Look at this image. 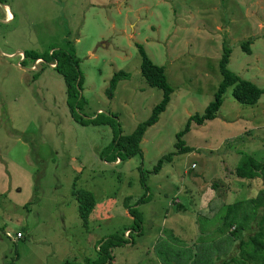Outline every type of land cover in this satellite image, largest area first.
<instances>
[{
  "label": "rangeland",
  "instance_id": "obj_1",
  "mask_svg": "<svg viewBox=\"0 0 264 264\" xmlns=\"http://www.w3.org/2000/svg\"><path fill=\"white\" fill-rule=\"evenodd\" d=\"M138 45L165 68L171 102L147 128L142 155L105 162L115 128L131 135L164 96L143 78ZM224 49L228 70L264 90V0H0V264H166L176 261L159 253L173 257L190 234L193 253L212 251L206 237L218 235L226 204L259 193L261 179L236 168L246 156L264 164V94L241 105L230 88L216 118L187 127L215 99ZM57 50L79 60L76 112L97 123L73 118L48 56ZM30 52L42 59L23 62ZM118 72L129 78L110 98ZM213 182L233 192L210 189L215 203L204 207L200 194L211 193L199 189ZM75 191L94 196L86 221ZM132 208L142 232L123 237L138 221Z\"/></svg>",
  "mask_w": 264,
  "mask_h": 264
},
{
  "label": "trees",
  "instance_id": "obj_2",
  "mask_svg": "<svg viewBox=\"0 0 264 264\" xmlns=\"http://www.w3.org/2000/svg\"><path fill=\"white\" fill-rule=\"evenodd\" d=\"M138 47L142 58L141 73L143 78L151 87L162 90L164 96L160 104L154 108L151 119L141 123L131 135L122 136L120 129L115 128L113 140L99 154V157L105 162L115 163L119 161V164H121L124 161L142 155L141 143L147 128L151 127L159 120L160 116L166 111L171 102L173 89L168 83L165 68L155 65L142 45H138ZM243 49L250 54V42L244 44ZM230 54L231 51L229 49H224V53L219 62V72L222 76V81L217 88L214 101L207 107L203 116H192L188 121L187 127L191 126L192 121L196 124H204L205 121L216 118V113L223 103V95L226 94L227 90L230 88L233 89V97L239 104L254 106L259 103L264 94V90L251 82L240 79L228 70L227 66L229 64ZM48 56L53 61L51 65H56L55 69L64 78L67 89V103L73 118L82 124L97 123L95 120L84 119L76 112L77 106L84 101V98L81 96L84 87V77L79 67V60L64 50L51 51ZM26 58H30L35 62L42 59L40 54L33 52L24 54L23 62ZM128 78L129 75L125 72L114 74L109 82L107 95L112 98L117 84ZM180 144L178 145L180 153L191 152L192 149L190 148L184 151ZM158 168L159 170L161 169L160 164ZM234 174L240 179H247L250 181L261 179L264 184V164L253 157H244ZM142 184L143 187L147 189L144 174L142 175ZM74 194L80 203V216L86 221L94 206V196L85 191H75ZM147 198L148 194L141 196L136 204L139 205L140 202ZM226 211L228 212V216L224 217L222 227L229 230L235 229L232 235L243 232L247 227H252V225H254L256 230L247 241L242 243L241 255L239 257H232L220 264H264V187L259 191L256 198L229 204L226 206ZM129 213H131L132 216L138 217V221L132 224V227L126 231L133 229L134 232L141 234V213L138 212L137 208L129 209ZM129 234L132 236L133 233L131 232ZM122 236L124 237V234ZM110 241L113 242V239L111 238ZM124 241L128 243L126 240ZM122 243L125 245L124 242Z\"/></svg>",
  "mask_w": 264,
  "mask_h": 264
},
{
  "label": "crops",
  "instance_id": "obj_3",
  "mask_svg": "<svg viewBox=\"0 0 264 264\" xmlns=\"http://www.w3.org/2000/svg\"><path fill=\"white\" fill-rule=\"evenodd\" d=\"M8 8L9 7L6 6V9H8ZM8 12L10 13L9 16L11 17V12L9 10H8ZM222 185L223 184H221V183L213 182V184H211V188L208 189L209 185L206 184L205 186L200 187L199 192L204 193L205 190L210 191V189H214L218 193V198H220L219 196L226 197L227 195H230L233 192L231 188L226 189V192H221L222 190H224ZM249 186H248L249 188L248 187H246V188L253 189L254 185L251 184ZM263 187H264V184L261 180L260 184H258L259 191L262 190ZM233 190H235V189L233 188ZM210 193L211 194H209V193H205L204 195L200 194V199H203L204 207H207L208 204H211L212 201H213V203H215V201L213 200L214 196H213L212 190L210 191ZM257 195H253L254 196L253 198H256L255 196H257ZM228 198H229V196H228ZM253 198H250V199H253ZM246 200H249V199H246ZM177 201H179V200H177ZM230 204H233V203H230ZM227 205H229V204H226V206ZM206 210H208V213L212 211L211 209H206ZM227 216H228V212H227L226 217ZM220 230H222V231H218L217 236L211 235V237H208V236L206 237L209 242L215 244L214 247H211V246L207 247V250L211 249L212 251H206L205 253L202 252L201 254H198L196 251H195V253L192 252L194 249L193 245L197 241L196 239H198V238H196L195 240H192V237L190 234L188 239H186L185 241L179 240V241H181V242H179L175 236L174 230L169 229L168 230V231H170L169 233H171L172 236L174 237V239H176L178 241V243L180 244V246L178 247V248H180V250H177L175 253H173L172 251L169 250L170 252H172L174 254L173 257H167L166 258V254H164L163 252L159 253V257L162 259H165V260L173 259L176 261V262L166 263V264H220L221 262L229 260L232 257H239L241 255L242 243L247 241L248 238L253 234V232L256 229H255L254 225H252V227H247V229L244 230L243 232L236 231L238 233L234 234V235H232V232L235 229L229 230L227 228L222 227ZM164 231H166V230H164ZM188 251H190V252H188Z\"/></svg>",
  "mask_w": 264,
  "mask_h": 264
},
{
  "label": "built area",
  "instance_id": "obj_4",
  "mask_svg": "<svg viewBox=\"0 0 264 264\" xmlns=\"http://www.w3.org/2000/svg\"><path fill=\"white\" fill-rule=\"evenodd\" d=\"M56 66V65H55ZM192 168H195V166L193 165V167ZM129 233H131V232H129V231H126L125 233H124V235L125 236H127V237H131V234H129Z\"/></svg>",
  "mask_w": 264,
  "mask_h": 264
},
{
  "label": "water",
  "instance_id": "obj_5",
  "mask_svg": "<svg viewBox=\"0 0 264 264\" xmlns=\"http://www.w3.org/2000/svg\"><path fill=\"white\" fill-rule=\"evenodd\" d=\"M56 67V66H55ZM55 67H53V68H55Z\"/></svg>",
  "mask_w": 264,
  "mask_h": 264
}]
</instances>
